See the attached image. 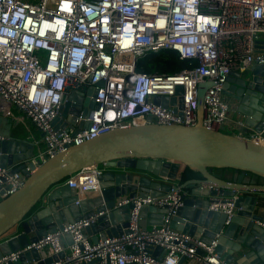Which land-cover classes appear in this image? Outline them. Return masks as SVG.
Masks as SVG:
<instances>
[{
	"label": "built area",
	"instance_id": "1",
	"mask_svg": "<svg viewBox=\"0 0 264 264\" xmlns=\"http://www.w3.org/2000/svg\"><path fill=\"white\" fill-rule=\"evenodd\" d=\"M165 51L197 60L198 65L174 74L138 70L145 57ZM256 64H264V0H0V116L5 113L3 103L12 112L8 114L17 113L34 128L36 144L45 142L46 149L34 158L36 165L37 159L44 162L69 145L146 124L149 118L158 124H195L197 88L206 80L215 83L204 96L203 123L220 130L230 109L223 98L229 75ZM92 86L97 93L91 116L85 113L84 96L73 109L77 114L69 113L76 122H70L68 130L62 127L67 118L56 125L63 95ZM179 86L182 109L179 103L164 107L154 102L156 95L179 97ZM85 121L89 126L73 135ZM242 137L264 144V132L253 130ZM106 170L104 165L84 168L65 183L82 194L95 192L98 176ZM25 180L21 171L0 165V199L20 189ZM183 197L179 184L172 182L164 196L135 197L117 205L134 202L129 233L93 242L85 230L97 221L100 214H95L4 255L0 264L15 262L32 249L57 256L51 264L96 259L99 264H180L182 258V264H232L218 253L217 238L208 244L170 225ZM144 205L167 206L163 223L143 230L139 220ZM210 208L229 215L236 211L233 200ZM156 247L163 252L154 254Z\"/></svg>",
	"mask_w": 264,
	"mask_h": 264
},
{
	"label": "water",
	"instance_id": "2",
	"mask_svg": "<svg viewBox=\"0 0 264 264\" xmlns=\"http://www.w3.org/2000/svg\"><path fill=\"white\" fill-rule=\"evenodd\" d=\"M214 83L206 80L198 85L195 124H158L149 118L146 124L112 129L81 144L69 145L44 162L37 159L39 165L34 162L38 149L33 140L22 137L21 130L18 135L0 130V136H4L0 140V165L26 176L20 189L0 199V241L6 238L0 242V258L37 242L57 228L95 214H100L97 221L85 230L93 242L100 237L129 233L134 202L117 205L135 197L164 196L175 182L184 191V200L172 217L173 228L201 237L208 244L217 238V251L229 263L264 264V228L259 224L264 223V144L224 128L204 125V96ZM96 93L95 86L66 92L61 115L54 123L58 125L64 118L68 121L62 127L75 123V117L69 113L77 114L73 109H77L75 105L84 96L85 113L91 116ZM223 93L233 101L248 129L264 132V64L252 65L244 72L233 71ZM177 94L180 96L156 95L154 102L164 107L179 103L182 109L181 86ZM175 111L182 115L178 108ZM88 126V121L83 122L73 135ZM96 165L107 167L98 176V194L92 199H80L76 189L65 181ZM215 169L227 170L229 175H217ZM189 171L196 174L190 175ZM61 199L62 202H56ZM228 200L235 203L233 215L210 208L212 203ZM168 212L167 206L144 205L140 226L147 230L160 225ZM149 213L157 215L154 222L148 220ZM190 224L195 232L186 230ZM15 227L19 233L9 237ZM66 238L72 242L70 234ZM162 252L161 247L154 250L156 255ZM198 252L203 254V250ZM56 259L57 256H45L44 250L32 249L8 264H51ZM98 261L87 264H99ZM185 261L182 258L180 264ZM187 263L203 264L195 260Z\"/></svg>",
	"mask_w": 264,
	"mask_h": 264
},
{
	"label": "crops",
	"instance_id": "3",
	"mask_svg": "<svg viewBox=\"0 0 264 264\" xmlns=\"http://www.w3.org/2000/svg\"><path fill=\"white\" fill-rule=\"evenodd\" d=\"M223 98H224V100L226 102L229 103V106H230L229 113H228V120H227V122L224 125L225 130L227 132L235 133V134H238L240 136H244L247 132L253 131V130L248 129L246 127V125L244 124L243 118H242L243 116L240 115L236 111V109L234 107V104H233V101L230 99V97L227 96L226 94H224ZM3 114L4 113L2 112V115ZM4 117L6 118V120H2V121L0 120V130L3 133H5V132L10 133L11 132L10 134L18 135V133L20 132L19 129H18V122H16L14 120L13 115L12 114H8V116H4ZM27 125L29 126L28 122H27ZM27 125L24 128V130H26V131H22L23 134L21 136L24 137V138H27V139L30 138L29 140H33V138H37L38 139L39 138L38 134L37 133L35 134V131L33 129H32L33 131L30 130L31 127H28ZM28 134L29 135L31 134L32 137H28ZM36 147L38 149L37 153H39L40 150H45L46 149V144H45L44 141L39 140L38 144H36ZM214 171H215V173L217 175H223V176H228L229 175V171H227V170L215 169ZM193 189L196 190L197 188H193ZM77 194L79 195L80 199H84V198H91L92 199V197L96 196L98 194V192H90V193H87V194H84V193L82 194V192L77 191ZM56 202H62V199L61 200H57ZM149 215L150 216L148 217V220H150V222H154V220L156 219L157 215L154 214V213H151V214L149 213ZM186 227H187V229H186L187 231L195 232V227H194L193 224L187 225ZM149 228H150V226H149ZM101 232L102 231L100 230L99 235L101 234ZM18 233H19V229L17 227H15L12 230H10L8 235L10 237V236H14V235H16ZM89 237L92 240V237L91 236H89ZM4 239H6V238H3V240ZM249 261L250 260L248 259V262ZM186 264H188V263H186Z\"/></svg>",
	"mask_w": 264,
	"mask_h": 264
},
{
	"label": "trees",
	"instance_id": "4",
	"mask_svg": "<svg viewBox=\"0 0 264 264\" xmlns=\"http://www.w3.org/2000/svg\"><path fill=\"white\" fill-rule=\"evenodd\" d=\"M198 65L197 60L181 59L174 51H165L160 54H151L145 57L138 65V70L142 72H159L174 74L184 69ZM190 175H195V171H189Z\"/></svg>",
	"mask_w": 264,
	"mask_h": 264
},
{
	"label": "bare ground",
	"instance_id": "5",
	"mask_svg": "<svg viewBox=\"0 0 264 264\" xmlns=\"http://www.w3.org/2000/svg\"><path fill=\"white\" fill-rule=\"evenodd\" d=\"M2 105L5 107H3L4 108V110H5V113L4 114H8V112H10V113H12L11 111H10V109H9V107H7V106H5L3 103H2ZM2 115V117L0 118V120L2 121V120H6V118L4 117L5 115ZM13 117H14V120L16 121V122H18V129L19 130H21V131H26V130H24V128H25V124L24 125H22V120H23V118L21 117V116H19L17 113H13ZM28 127H31V129L30 130H32V129H34L32 126H28ZM33 131V130H32ZM35 134H36V132H35ZM28 137H32V135L30 134H28ZM30 139V138H29Z\"/></svg>",
	"mask_w": 264,
	"mask_h": 264
},
{
	"label": "rangeland",
	"instance_id": "6",
	"mask_svg": "<svg viewBox=\"0 0 264 264\" xmlns=\"http://www.w3.org/2000/svg\"><path fill=\"white\" fill-rule=\"evenodd\" d=\"M123 58H124V59H126V57H123ZM21 123H22V125H24V124H25V125H27V121H26V120H24V119L22 120V122H21ZM27 126H28V125H27ZM22 134H23V133H22Z\"/></svg>",
	"mask_w": 264,
	"mask_h": 264
}]
</instances>
